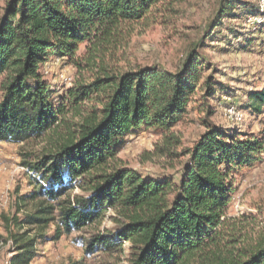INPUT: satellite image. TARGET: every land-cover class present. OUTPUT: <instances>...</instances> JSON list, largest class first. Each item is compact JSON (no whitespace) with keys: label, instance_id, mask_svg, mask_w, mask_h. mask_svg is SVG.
<instances>
[{"label":"trees","instance_id":"16d2710c","mask_svg":"<svg viewBox=\"0 0 264 264\" xmlns=\"http://www.w3.org/2000/svg\"><path fill=\"white\" fill-rule=\"evenodd\" d=\"M173 1H5L0 142L47 140L42 150L24 154L33 188L19 196L23 215L7 220L8 238L0 235L14 245L11 264H31L52 225L55 241L90 228L84 237L90 254L112 256L128 245L122 264H264V234L253 239L248 223L228 217L236 174L264 162V137L209 120L219 83L206 74L209 64L197 50L202 41L177 71L112 69L108 62L137 26L170 10ZM245 4L220 0L216 25L236 18ZM82 46L86 52L79 55ZM50 56L92 75L60 94L40 72ZM192 104L206 111V130L178 152L183 138L175 126ZM246 107L263 113L264 87L250 93ZM143 129L162 135L146 159L188 155L178 180L146 177L119 158L127 136ZM108 211L114 226L98 229Z\"/></svg>","mask_w":264,"mask_h":264},{"label":"rangeland","instance_id":"374dc122","mask_svg":"<svg viewBox=\"0 0 264 264\" xmlns=\"http://www.w3.org/2000/svg\"><path fill=\"white\" fill-rule=\"evenodd\" d=\"M6 0H0V13ZM246 2L237 9V17H225L216 25V11L220 0H175L170 10L157 12L149 24L137 26L131 37L117 51L116 56H107L112 69L126 70L137 66H156L170 71L179 70L189 51L197 46L203 61L208 62L206 71L219 83L217 94L209 101L213 123L263 138L264 111L260 115L247 107L251 92L264 87V24L253 23V10L263 0H242ZM169 7V6H168ZM86 52L82 46L80 54ZM45 80L64 93L79 79H88L90 70L78 69L67 62V58L50 56L40 68ZM1 78H0V99ZM235 106L237 112L228 109ZM240 115V116H239ZM206 111L192 104L189 113L175 130L183 138L182 152L205 132ZM161 133L154 129H143L126 138V144L119 158L128 166L136 168L146 177L176 176L179 179L183 163L188 155L180 157H158L146 159L147 152H153L161 142ZM46 138L29 143L0 142V235L7 237V226L18 213V198L32 190L30 172L23 166L24 154L36 153L46 145ZM236 192L230 203L228 217L248 223L251 238L264 234V162L253 168H243L235 177ZM79 192V190H78ZM113 212L108 211L98 229L114 226ZM241 220V221H240ZM245 220V221H243ZM95 226L91 228L96 230ZM89 229L75 230L64 234L60 240H52L54 226L46 230L47 237L40 239L37 256L31 264H122L126 262L125 252L112 256L103 253L86 252V237ZM14 245L10 239L0 240V264H10Z\"/></svg>","mask_w":264,"mask_h":264},{"label":"built area","instance_id":"2783aa9c","mask_svg":"<svg viewBox=\"0 0 264 264\" xmlns=\"http://www.w3.org/2000/svg\"><path fill=\"white\" fill-rule=\"evenodd\" d=\"M254 20L253 23L256 24L257 26H261L264 24V0L262 1L261 5L257 7V10L253 14ZM228 109H230L231 112L236 113L237 109L235 106H230ZM238 115V112H237ZM240 116V115H239ZM11 264V261L9 262Z\"/></svg>","mask_w":264,"mask_h":264},{"label":"crops","instance_id":"0c3cea01","mask_svg":"<svg viewBox=\"0 0 264 264\" xmlns=\"http://www.w3.org/2000/svg\"><path fill=\"white\" fill-rule=\"evenodd\" d=\"M48 61H49V58H48V60H47L46 62H44L43 64H46ZM40 68H41V67H40Z\"/></svg>","mask_w":264,"mask_h":264}]
</instances>
